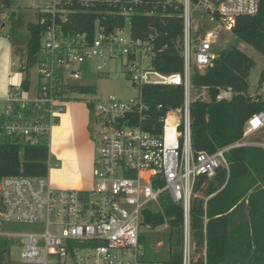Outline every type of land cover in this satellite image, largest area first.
Wrapping results in <instances>:
<instances>
[{
	"label": "built area",
	"instance_id": "obj_1",
	"mask_svg": "<svg viewBox=\"0 0 264 264\" xmlns=\"http://www.w3.org/2000/svg\"><path fill=\"white\" fill-rule=\"evenodd\" d=\"M180 1L183 20V71L166 74L157 69L164 51L154 35L135 38L133 20L166 13ZM261 0H50L36 11L41 29L36 90L12 86L0 101V140L19 138L38 146L51 135L65 114L70 95L78 93L82 75L95 60L103 74L109 62L126 60L127 74L138 96L99 100L95 110L99 153L94 184L87 190L53 188L48 177L8 176L0 181V238L10 223L37 226L20 236L23 264H138L142 256L141 230H151L146 212L161 213L169 228L162 199L184 211L185 255L191 224V205L200 177L212 180L221 168L229 171L226 153L255 146L247 138L264 129V112L245 123L243 138L209 154L193 149L192 106L209 101L207 88L197 93L193 71L204 73L214 59L215 32L193 38L195 12L210 24L230 31L240 18L259 13ZM179 4V3H178ZM127 28L129 31L127 32ZM220 28V26L218 27ZM149 87L180 88L183 105L166 108L146 101ZM232 87L216 100L230 101ZM264 102V89L260 94ZM94 108V106H91ZM50 167H58L50 155Z\"/></svg>",
	"mask_w": 264,
	"mask_h": 264
},
{
	"label": "trees",
	"instance_id": "obj_2",
	"mask_svg": "<svg viewBox=\"0 0 264 264\" xmlns=\"http://www.w3.org/2000/svg\"><path fill=\"white\" fill-rule=\"evenodd\" d=\"M197 0H192L196 3ZM179 3V4H178ZM166 13L133 20L135 38L156 36L157 45L164 49L159 55L157 69L166 74L183 71V20L180 1ZM13 0H0V13L11 10ZM14 15L10 14L9 21ZM19 17L17 26H23ZM29 39L26 44V69L36 66L41 46V29L27 24ZM236 42L214 55L212 65L204 72L193 71V84L197 93L207 88L209 101L197 99L192 106L193 149L196 153H216L243 138L246 121L264 112L260 95L250 93L249 78L256 62L243 53L239 45L246 43L264 56V0L254 17L237 20L232 29ZM10 37L9 34H7ZM24 71V69H22ZM264 85V72L260 74L257 92ZM23 89L30 83L24 79ZM232 87L230 101L216 100L221 89ZM80 94H94L88 85L77 89ZM256 92V93H257ZM146 101L166 108H180L183 93L180 88L149 87ZM47 138L38 146L26 145L17 139L0 140V181L8 176L48 177L50 146ZM229 171L221 168L212 180L200 177L191 205V244L203 257L191 264H264V149L250 146L233 148L226 153ZM164 215L169 228L157 231L163 224L161 213L146 212V223L152 225L149 233L141 234L144 250L151 249V240H163L165 258L158 254L161 264H184L185 226L184 211L180 204L162 199ZM155 232V233H153ZM12 241L0 238V264L10 253ZM152 250V249H151ZM155 255V254H154ZM150 261H154L151 259Z\"/></svg>",
	"mask_w": 264,
	"mask_h": 264
},
{
	"label": "rangeland",
	"instance_id": "obj_3",
	"mask_svg": "<svg viewBox=\"0 0 264 264\" xmlns=\"http://www.w3.org/2000/svg\"><path fill=\"white\" fill-rule=\"evenodd\" d=\"M50 0H13L11 10H4L0 13V30L2 24L6 25L5 32L1 33L3 37L5 33L9 41L15 45L14 59V82L20 83V80L27 79L30 83V93L32 94L38 84V66L26 69V44L29 39L27 30L28 23L36 22V11L38 8L46 7ZM10 14L14 15L12 21H9ZM24 17L23 26L19 28L17 23L19 17ZM220 26V28H218ZM129 28H127V32ZM209 31H214L215 43L213 45L214 55L226 50L229 46L236 42L232 31L224 28L221 23L210 24L208 17L203 12H195L192 21L193 38L203 37ZM11 38V40H10ZM240 50L249 58L256 62V67L252 70L249 84L250 93L255 95L257 92L259 77L264 72V56L253 49L246 43L239 45ZM101 64L99 60L93 61L91 67L85 70L82 75L81 84L94 88V94L74 93L70 95V101L66 105L68 111V120L64 126L54 131L53 135H49L47 143L50 146V154L52 156H61L63 149H69V163L66 169H56L54 166L49 168L48 178L53 188L66 190L70 188L91 187L94 184V167L98 157L100 145L99 136L96 132V116L95 110L99 100H105L109 96H115L120 100L126 101L138 96V89L133 87L127 74L126 60H117L109 62L108 68L103 74L96 73L95 66ZM21 68L24 71H21ZM18 87H22L19 85ZM94 106L92 108L91 106ZM64 114V115H65ZM63 115V116H64ZM62 116V117H63ZM62 119V118H61ZM249 143L264 149V132L257 133L247 140ZM62 158V157H61ZM203 192H195L194 198H202ZM192 199V201H193ZM37 226L10 223L2 227L1 232L5 235H11L12 245L10 253L5 256L2 264H23L21 261L22 245L20 236L29 232H34ZM149 233L145 228L141 230V234ZM189 244L187 245L188 262L198 261L204 255L202 252H195V248L191 244V226L189 228ZM154 243L151 240V245ZM185 254V253H184ZM154 257V251L148 249L142 250V256L138 264H152L156 261H150Z\"/></svg>",
	"mask_w": 264,
	"mask_h": 264
},
{
	"label": "crops",
	"instance_id": "obj_4",
	"mask_svg": "<svg viewBox=\"0 0 264 264\" xmlns=\"http://www.w3.org/2000/svg\"><path fill=\"white\" fill-rule=\"evenodd\" d=\"M2 29L0 30V34L5 32V27L6 25L2 24ZM4 35L7 36V33H5ZM3 37L2 35H0V101L3 102L5 101V99L7 98V95L10 91V88L12 86H19L22 84L23 80H20V83H16L14 82L13 79V71H14V59H15V43L11 42L8 40V36L7 37ZM11 40V38H10ZM26 46V45H25ZM22 71V68H21ZM23 72V71H22ZM264 89V85L262 87V89L260 91H258L256 94L260 95L262 93ZM254 96V95H253ZM68 120V111L67 113L62 117V119L60 120L59 124L57 126L54 127L51 136L53 135L54 131L58 128L61 129L65 122ZM264 132V129L261 130L258 133H262ZM257 134V133H256ZM51 158L53 159L54 163L58 162L59 166L55 167L56 169H66L68 166L71 165V163H69V149H63L62 153H60L61 156H52V153L50 154ZM62 157V158H61ZM95 165V164H94ZM91 187H84V188H80L79 190H87L90 189ZM78 188H70V189H66V190H76ZM162 229H158L157 231H161ZM155 233V232H153ZM158 236L156 239H154V243L152 244L151 249L154 251V261H156L155 263L153 262L152 264H161L160 262L157 261V257L159 253H162V257L165 258L167 255V252L165 250V247L163 246V240H157ZM143 247V244H142Z\"/></svg>",
	"mask_w": 264,
	"mask_h": 264
}]
</instances>
